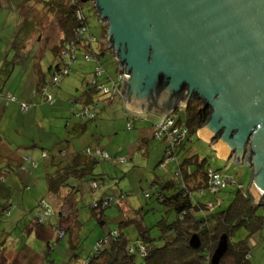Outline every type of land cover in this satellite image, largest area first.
<instances>
[{
  "label": "rangeland",
  "instance_id": "1",
  "mask_svg": "<svg viewBox=\"0 0 264 264\" xmlns=\"http://www.w3.org/2000/svg\"><path fill=\"white\" fill-rule=\"evenodd\" d=\"M91 6H93L91 1L83 3V12L87 17L90 31L100 38L102 22ZM30 8H23L24 12L27 11L28 17L33 19L28 20L27 23L20 20L17 0H10L0 7V98L3 97L5 100L4 94L7 93L14 95L19 101L30 100L25 97L30 95L31 89L35 90L33 86L35 63L39 65L43 74L48 76V66L55 61L48 47L59 41V26L54 17L52 18V15L43 9L42 4L34 3L33 8L28 10ZM102 60L104 67L113 74L111 54H106ZM93 65L92 60L86 61L82 53L78 52L76 61L69 62L68 74L62 77L58 86L49 89L56 98L55 102L58 101L62 106L66 104L67 121H76V118L71 115L72 101L80 95L85 82L89 81ZM33 100L36 101V97ZM42 104L45 108L56 106H50L46 102ZM73 105L76 108L79 106L78 103ZM123 107V99L119 98L104 109L100 105L97 119L88 123L89 127L86 131L79 136L67 132V140H69L65 148L67 153L78 151L84 145L95 147L94 145L97 144L110 156L117 154V150L121 148L118 156L122 159L118 161L113 157L111 160L98 161L93 169L94 174L101 176V179H98L99 186L96 188H91L88 181L69 179L70 184L77 185V190L72 194V199L67 206L62 208V212L65 213L62 220L58 219L60 207L52 202L54 197L47 196L46 191L41 193L36 185L26 189L24 195L19 194L17 189L10 190L11 194L0 193V205L8 200L10 203L8 213L5 212L6 214L4 213L0 220V232L4 229L9 232L6 248L0 253V264H41V262L46 264L45 257L53 264H83V260L89 256L96 241L108 236L113 229L123 231L130 241L129 244L132 245L136 239L139 224L130 223L127 226H121V219L137 216L142 226L150 227L165 216L164 209L154 199L152 179L155 176L178 179L179 176L174 174L175 161H165L164 165L159 163L164 155V143L159 139L150 138L145 147L136 144L140 129L149 130L153 122L160 119L155 114L147 113L136 117L133 121L126 118L125 107ZM183 113V109L180 108L172 116L175 119L179 115L183 116ZM4 117L9 120L11 112L8 110ZM64 120L54 110L50 111L42 121L39 120L36 126H29V132L34 133L35 136L39 132L44 138V130H47L54 136L57 135L56 138L59 139L65 134ZM129 121L131 128H127ZM12 124L14 122L5 127L7 132L4 134H11ZM48 125H51V128H48ZM197 132L198 135L186 145L189 151L200 158H206L207 167L218 171L221 176L232 178L235 182L227 184L218 192V200L221 201L219 207L224 208L229 203L237 184H241L242 190L247 191L250 167L245 162L235 163L232 158L226 160L220 158L211 144L204 141L201 138L203 136L199 131ZM26 135L24 139H27ZM17 138L21 139L20 136ZM44 141H47L44 142L47 145L40 146L41 148H53L55 140L45 138ZM19 143L21 142H12L13 145ZM60 146L63 147L64 143ZM41 148H37L39 153L42 151ZM25 165L28 167V162ZM18 171L22 173L19 169ZM145 193H148L149 197H145ZM102 194L110 195L117 202L120 201L119 204L106 207L102 218L98 220L92 214L91 204ZM22 197L24 205H21ZM216 201L212 199L208 202L209 209H213ZM40 203L44 205L48 203L52 210V215L49 218L46 217L42 226L34 222L35 216L42 209ZM140 208L142 209L138 212ZM138 213H141L140 216ZM9 214L10 218H8ZM38 228H44L45 233L41 234L40 230L36 233ZM243 233L242 229L238 230L233 239L237 240L243 236ZM152 234H157L154 227ZM250 243L252 263H264V238L262 237L261 240L253 235Z\"/></svg>",
  "mask_w": 264,
  "mask_h": 264
},
{
  "label": "trees",
  "instance_id": "2",
  "mask_svg": "<svg viewBox=\"0 0 264 264\" xmlns=\"http://www.w3.org/2000/svg\"><path fill=\"white\" fill-rule=\"evenodd\" d=\"M8 1L10 0H0V7ZM85 2L82 0H17L20 20L28 23V20L32 19V17H28L27 11H23L24 7H31L28 9L31 10L34 3L42 4L43 9L51 14L52 18L54 17L59 26L61 37L50 48L55 61L48 66L49 75L42 72L38 75L35 86L36 101L33 99L19 101L10 93L4 94L6 100L17 103L19 110L23 113L34 109L39 102H46L52 106L56 98L49 89L58 86L62 77L68 74L69 62L76 61L78 52L82 53L86 61H93L94 65L89 81L85 82L80 95L72 101L73 104H79L78 108L73 104L71 106V115L76 118V121H67V117L63 118L65 119L63 137L57 138L53 148H41L40 152L42 159L51 158L50 161L54 167L51 172L45 175L47 191L56 197L59 196L60 202L64 204L72 199V194L77 190V185L70 184L69 179L88 181L91 188H96L99 186L98 179H101V176L94 174L93 169L98 161L100 159L111 160L113 157L119 161L117 157H121L118 156L121 148L113 156L108 155L98 146L86 145L78 151L68 153L65 149L69 141L67 132L74 136L81 135L88 129V123L97 119L100 105L104 109L116 98L123 99L116 90L119 84L117 76L121 70L105 41L106 25L102 22L100 38L90 31L82 7ZM91 7L95 11L94 7ZM108 53L112 57L113 74L103 65L102 58ZM8 94L14 96L15 100L8 99ZM21 103L26 104L25 109L21 108ZM180 108L184 111L183 116L179 115L174 119L172 115ZM124 110L126 118L133 119V121L136 117L147 114L130 112L125 108ZM208 114V107H203L202 102L198 99L190 100L185 106L180 104L174 106L168 113V117L174 120L175 126L185 129V136L181 140H177L179 142L175 143L173 147L164 134L156 136L157 124L161 120V116H158L160 120L153 122L149 132L144 136V142H140L139 146H147L150 138L159 139L164 143V155L159 163L164 165L167 157L175 161L174 174L179 176L178 179L159 176L152 179L154 199L164 209L165 216L150 227L142 226L137 216L121 219V226H127L130 223L139 224L138 233L132 245L129 244L130 241L123 231L113 229L108 233V236L96 241L89 256L83 260V264H211V256L222 234L227 237V249L217 264H254L251 261L250 240L253 235L261 240L262 237L264 238V208L261 204L253 203L247 191H243L242 186L238 187L241 184H237L226 207H219L221 202L219 200L213 209H209L207 202L215 198V194L210 192L208 186V171L213 169L206 166V158H200L197 154L191 153L186 146L194 136L198 135L197 131L206 121ZM128 124L131 128L130 121ZM63 143L64 146H60ZM97 150L106 153L109 158L98 155ZM145 197H149V194L145 193ZM119 201H115L110 195L102 194L91 204L92 214L100 220L103 210L111 205L119 204ZM40 206L42 207L40 211H45L48 208V213L41 220L38 215L35 216V224L42 226L46 217L49 218L52 215V210L48 203L45 205L46 208H43L42 203ZM2 208L0 217L8 211L9 206L4 205ZM140 214L138 213L139 216ZM63 216L65 213L60 208L58 219ZM153 227L157 231L156 235L152 234ZM240 229L244 232L243 236L234 240L233 236ZM193 235L199 239L197 247H192L189 243ZM4 236H9V232H6ZM1 252L3 249L0 250ZM30 255L32 256V254ZM45 260L46 264H53L47 257ZM227 260L230 262H226ZM41 264L43 263L41 262Z\"/></svg>",
  "mask_w": 264,
  "mask_h": 264
},
{
  "label": "water",
  "instance_id": "3",
  "mask_svg": "<svg viewBox=\"0 0 264 264\" xmlns=\"http://www.w3.org/2000/svg\"><path fill=\"white\" fill-rule=\"evenodd\" d=\"M82 1L105 22L125 109L163 116L200 100L209 114L199 137L250 167L247 192L264 208V0ZM226 249L222 234L211 264Z\"/></svg>",
  "mask_w": 264,
  "mask_h": 264
},
{
  "label": "crops",
  "instance_id": "4",
  "mask_svg": "<svg viewBox=\"0 0 264 264\" xmlns=\"http://www.w3.org/2000/svg\"><path fill=\"white\" fill-rule=\"evenodd\" d=\"M58 36V39H60L61 32L59 30ZM48 48L50 49L51 46ZM40 72H42V70L40 69L39 65L35 63V68L33 70V86L35 90L31 89V91L29 92L30 95L26 96V99H33L35 97V86L38 75L41 74ZM55 103L53 105L56 106H54L53 108H45L44 104L39 102V104L34 109L23 113L19 110L15 102H8L7 100L3 99V97L0 98V193H9L10 190L17 189L19 191V194L24 195L26 189H29L31 188V186L36 185L40 189L41 193L46 191L47 196L54 197V201L52 202H55V204L62 209L66 207L67 204L58 201L56 196L49 194L47 191V181L45 175L46 173L51 172L54 169L50 161L51 158L41 160V155L37 150V148H41L40 146L47 145L44 143L47 142L44 141L45 138L46 140H55L54 142H56L57 135L54 136L52 133H50V131L44 130L43 138V136L39 134V132H37V136H35L34 133L29 132V126H36V124L39 123V120L42 121V119L45 118L50 111L54 110V112L58 116H60V118H66V104L65 106H62L58 103V101ZM8 110L11 112V118L9 120H6L4 116ZM30 121H33L34 123L30 124ZM13 122L14 124H12L10 127L11 134H4L7 132V128L5 127L9 126V124ZM48 128H51V125H48ZM149 130H144L143 128L140 129V135L136 143L138 146L140 142H144V136L149 132ZM25 134H27V139H24ZM17 136H20L21 139L19 140ZM37 140L38 143H36ZM203 140L208 142L205 139ZM13 141H20L21 143H19L18 145H13ZM94 146L98 145L96 144ZM99 148L103 149L102 147ZM27 162L28 167L25 165V163ZM18 169L22 171V173H20ZM8 201L3 202V204L10 206V203H8ZM23 202L24 198L22 197L21 205H24ZM4 205L1 204L0 209H3L2 207ZM1 218L2 217H0V220ZM8 218H10V214ZM61 219L62 218H59V221ZM38 230L41 231V234L45 233L44 228H38L36 230V233ZM6 232V229L0 232V250L4 249L6 247V244L8 243V236H4Z\"/></svg>",
  "mask_w": 264,
  "mask_h": 264
},
{
  "label": "built area",
  "instance_id": "5",
  "mask_svg": "<svg viewBox=\"0 0 264 264\" xmlns=\"http://www.w3.org/2000/svg\"><path fill=\"white\" fill-rule=\"evenodd\" d=\"M92 39V38H91ZM120 68V67H119ZM97 70H99V68H97ZM121 72L118 74L117 78H118V81H119V84H118V87H117V91L118 93L122 96L123 98V92L121 90V81L124 77V72L123 70L120 68ZM64 72V71H63ZM56 79V78H54ZM117 84V83H116ZM105 91H107L105 89ZM7 98L14 101L15 100V97L12 96V95H7ZM184 106V105H182ZM21 108L22 109H25L26 108V104L25 103H21ZM173 108H171L165 115L161 116V120L160 122L157 124V128H158V132H156V136L158 137L159 135H165L167 137V141H170L171 143V147H173V145L175 143H178L177 140H181L184 136H185V129H180L178 128L177 126H175L173 124L174 120L169 118L168 117V113H170L172 111ZM131 112H134V111H131ZM136 113V112H135ZM141 113V112H139ZM130 127V124H127V128ZM164 136V137H165ZM96 153L100 156H103L104 158H109V156L100 151V150H97ZM119 160L122 159L121 157H117ZM172 158H168L165 159V161H168V160H171ZM229 183H235L234 180L232 178H229L228 176H221L217 171H213V170H209L208 171V186H209V190L210 192H212L213 194H215V198L214 200H217L214 205H217L219 203V200H218V192L220 189H222L223 187H225L227 184ZM238 187H241V185H238ZM210 201V200H209ZM208 201V202H209ZM207 202V205L209 204ZM46 208V206L43 204V208ZM48 213V208H46V210L44 211H40L38 213V217H39V220H41L44 215H46Z\"/></svg>",
  "mask_w": 264,
  "mask_h": 264
},
{
  "label": "bare ground",
  "instance_id": "6",
  "mask_svg": "<svg viewBox=\"0 0 264 264\" xmlns=\"http://www.w3.org/2000/svg\"><path fill=\"white\" fill-rule=\"evenodd\" d=\"M201 136H203L202 134H201ZM204 137V136H203Z\"/></svg>",
  "mask_w": 264,
  "mask_h": 264
},
{
  "label": "clouds",
  "instance_id": "7",
  "mask_svg": "<svg viewBox=\"0 0 264 264\" xmlns=\"http://www.w3.org/2000/svg\"><path fill=\"white\" fill-rule=\"evenodd\" d=\"M179 104H180V103H179ZM179 104H178V105H179ZM197 134H198V132H197Z\"/></svg>",
  "mask_w": 264,
  "mask_h": 264
}]
</instances>
